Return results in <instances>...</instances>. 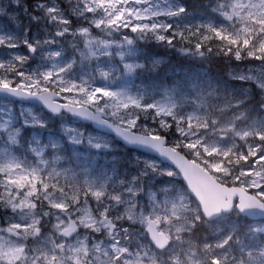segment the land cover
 I'll return each instance as SVG.
<instances>
[{"label":"snow or ice","instance_id":"snow-or-ice-1","mask_svg":"<svg viewBox=\"0 0 264 264\" xmlns=\"http://www.w3.org/2000/svg\"><path fill=\"white\" fill-rule=\"evenodd\" d=\"M0 264H264V0H0Z\"/></svg>","mask_w":264,"mask_h":264},{"label":"trees","instance_id":"trees-1","mask_svg":"<svg viewBox=\"0 0 264 264\" xmlns=\"http://www.w3.org/2000/svg\"><path fill=\"white\" fill-rule=\"evenodd\" d=\"M164 68H165V65H161V69H160V75L161 76L164 75Z\"/></svg>","mask_w":264,"mask_h":264},{"label":"rangeland","instance_id":"rangeland-1","mask_svg":"<svg viewBox=\"0 0 264 264\" xmlns=\"http://www.w3.org/2000/svg\"><path fill=\"white\" fill-rule=\"evenodd\" d=\"M136 83L138 84V83H139V81H136Z\"/></svg>","mask_w":264,"mask_h":264}]
</instances>
